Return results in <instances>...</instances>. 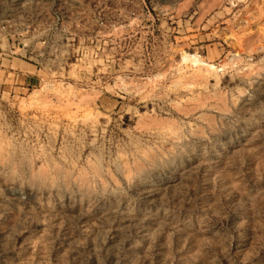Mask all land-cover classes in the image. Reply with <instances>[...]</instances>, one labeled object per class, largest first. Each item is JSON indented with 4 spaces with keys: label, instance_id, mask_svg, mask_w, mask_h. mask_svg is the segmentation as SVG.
I'll return each instance as SVG.
<instances>
[{
    "label": "rangeland",
    "instance_id": "374dc122",
    "mask_svg": "<svg viewBox=\"0 0 264 264\" xmlns=\"http://www.w3.org/2000/svg\"><path fill=\"white\" fill-rule=\"evenodd\" d=\"M0 169V264H264V0H0Z\"/></svg>",
    "mask_w": 264,
    "mask_h": 264
},
{
    "label": "bare ground",
    "instance_id": "6f19581e",
    "mask_svg": "<svg viewBox=\"0 0 264 264\" xmlns=\"http://www.w3.org/2000/svg\"><path fill=\"white\" fill-rule=\"evenodd\" d=\"M185 59H189L187 56L186 57H184ZM192 58V57H191ZM198 60V59H197ZM193 62V61H192ZM196 62V64H198L197 63V61H195ZM201 62V61H200ZM199 62V63H200ZM202 63V62H201ZM210 65V64H209ZM214 68V67H213ZM211 69H212V66H211ZM9 146V145H8ZM182 146V145H181ZM159 160V159H158ZM2 165V164H1ZM142 166V165H141ZM139 167V166H138ZM136 168V167H135ZM1 170V169H0ZM8 171V170H7ZM92 174V173H91ZM93 175V174H92ZM113 175V174H112ZM123 175V174H122ZM50 176V175H49ZM127 176V175H126ZM54 177V176H53ZM106 177V176H105ZM116 178V177H115ZM127 180V179H126ZM96 182V181H95ZM108 182V181H107ZM50 183V182H49ZM61 183V182H60ZM76 186V185H75ZM130 187V186H129ZM102 189H104V188H102ZM79 191V190H78ZM155 197V196H154ZM137 221V220H136ZM131 225V224H130ZM137 225V224H136ZM126 228V227H125ZM133 228V227H132Z\"/></svg>",
    "mask_w": 264,
    "mask_h": 264
}]
</instances>
